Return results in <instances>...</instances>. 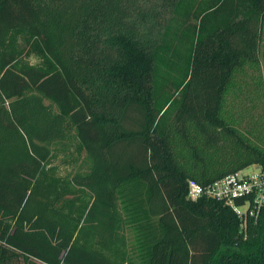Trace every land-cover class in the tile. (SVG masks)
Returning a JSON list of instances; mask_svg holds the SVG:
<instances>
[{
  "label": "trees",
  "instance_id": "obj_1",
  "mask_svg": "<svg viewBox=\"0 0 264 264\" xmlns=\"http://www.w3.org/2000/svg\"><path fill=\"white\" fill-rule=\"evenodd\" d=\"M250 166L264 0H0V264H264Z\"/></svg>",
  "mask_w": 264,
  "mask_h": 264
},
{
  "label": "built area",
  "instance_id": "obj_2",
  "mask_svg": "<svg viewBox=\"0 0 264 264\" xmlns=\"http://www.w3.org/2000/svg\"><path fill=\"white\" fill-rule=\"evenodd\" d=\"M202 196L225 200L243 221L248 216L257 218L264 203V177L259 169L250 176H241L240 172L229 175L206 187L193 181L188 182L189 199L196 200ZM238 198H243L244 203L234 206V200Z\"/></svg>",
  "mask_w": 264,
  "mask_h": 264
},
{
  "label": "rangeland",
  "instance_id": "obj_3",
  "mask_svg": "<svg viewBox=\"0 0 264 264\" xmlns=\"http://www.w3.org/2000/svg\"><path fill=\"white\" fill-rule=\"evenodd\" d=\"M258 170H259V168L257 166H250V167H247L244 170L240 171V174H241V176H246V175L250 176V175L257 173Z\"/></svg>",
  "mask_w": 264,
  "mask_h": 264
}]
</instances>
